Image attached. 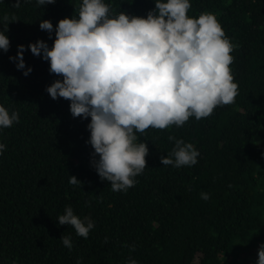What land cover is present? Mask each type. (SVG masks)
I'll list each match as a JSON object with an SVG mask.
<instances>
[{"label":"trees","instance_id":"1","mask_svg":"<svg viewBox=\"0 0 264 264\" xmlns=\"http://www.w3.org/2000/svg\"><path fill=\"white\" fill-rule=\"evenodd\" d=\"M103 2L110 16L146 18L155 9V0ZM189 2V17L214 14L235 46L230 67L238 95L207 118L137 132L136 142L148 147L146 168L134 187L113 192L94 167L91 117H73L69 100L50 97L47 87L63 78L28 48L42 40L51 49L58 22L78 19L82 0H21L19 8L0 0V31L3 17L10 22L9 50H0V106L19 116L0 128V264H236L264 241V0ZM43 20L52 23L51 34L40 29ZM19 45L21 70L9 59ZM169 136L192 143L198 162L163 166L161 156L175 147ZM70 176L82 185L70 184ZM68 206L94 222L87 239L58 223ZM62 236L71 238V249Z\"/></svg>","mask_w":264,"mask_h":264},{"label":"clouds","instance_id":"2","mask_svg":"<svg viewBox=\"0 0 264 264\" xmlns=\"http://www.w3.org/2000/svg\"><path fill=\"white\" fill-rule=\"evenodd\" d=\"M53 3L37 0L43 6ZM20 6L21 0H15L13 7ZM190 8L189 0H155V9L146 18L125 12L110 16V6L103 0H82L78 19L58 22L51 49L42 40L28 45L33 55L49 61L50 73L63 78L47 87L50 97L69 100L73 117H91L89 143L93 155L99 156L94 167L113 192L134 187V178L146 168L148 147L136 142L137 132L181 127L191 117L207 118L217 107L233 104L238 95L230 67L235 46L214 14L191 18ZM3 19L0 50L7 52L10 41L5 33L10 22L8 16ZM39 27L49 34L53 31L48 20ZM24 51V45H19L17 56L9 57L17 61L18 70L25 69ZM31 71L28 68L23 74ZM18 122V113L9 114L0 106V128ZM168 139L175 147L168 156H161L163 166L180 168L198 162L199 152L192 143L173 136ZM5 147L0 144V154ZM69 183L82 185L75 176H70ZM201 198L206 201L209 194L202 192ZM57 220L85 239L94 227L89 217L82 220L70 206ZM61 240L64 247L72 248L70 237ZM257 264H264V244Z\"/></svg>","mask_w":264,"mask_h":264},{"label":"rangeland","instance_id":"3","mask_svg":"<svg viewBox=\"0 0 264 264\" xmlns=\"http://www.w3.org/2000/svg\"><path fill=\"white\" fill-rule=\"evenodd\" d=\"M261 244H264V241L256 243L251 248L244 250L241 256L242 259L236 264H257L258 250Z\"/></svg>","mask_w":264,"mask_h":264}]
</instances>
